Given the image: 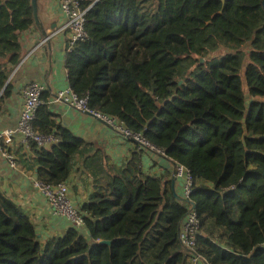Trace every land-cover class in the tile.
Here are the masks:
<instances>
[{"label": "trees", "instance_id": "1", "mask_svg": "<svg viewBox=\"0 0 264 264\" xmlns=\"http://www.w3.org/2000/svg\"><path fill=\"white\" fill-rule=\"evenodd\" d=\"M83 7L88 36L65 57L70 89L186 169L192 191L181 197L170 174H145L136 150L132 166L108 175L79 208L83 233L70 226L43 240L0 189V264H190L196 254L204 264H264V0ZM35 23L32 0H0V60L9 59L0 61V105L23 58L21 35ZM42 99L34 130L57 142L29 147L38 180L58 187L86 142L58 122L50 92ZM191 210L199 219L195 251L180 240Z\"/></svg>", "mask_w": 264, "mask_h": 264}, {"label": "crops", "instance_id": "2", "mask_svg": "<svg viewBox=\"0 0 264 264\" xmlns=\"http://www.w3.org/2000/svg\"><path fill=\"white\" fill-rule=\"evenodd\" d=\"M37 4L39 23L21 35L23 58L9 78L11 93L0 105V134L17 129L23 88L32 82L41 83L51 94L50 108L58 122L86 142L75 158L72 175L66 183L68 195L78 209L100 190L108 175L132 166L130 161L136 150L141 153L140 169L156 177L170 174L172 193L183 197L185 181L175 177L173 164L147 149L140 150L132 139L124 137L94 115L56 100L58 92L70 88L65 68L68 35L60 32L65 17L58 0H38ZM0 61L8 63L9 59ZM7 149L16 159L18 169L0 153V189L29 215L43 240L62 236L69 226L63 224L60 217H55L52 207L33 184V179L37 178L35 155L20 134L13 136Z\"/></svg>", "mask_w": 264, "mask_h": 264}, {"label": "built area", "instance_id": "3", "mask_svg": "<svg viewBox=\"0 0 264 264\" xmlns=\"http://www.w3.org/2000/svg\"><path fill=\"white\" fill-rule=\"evenodd\" d=\"M83 3L84 0H58L60 10L65 17V21L63 26L60 28V32H65L68 35L67 52L71 50L76 45V43L86 39L88 36L85 25L87 12L89 11L90 7L84 8ZM47 90L48 88L41 83L32 82L27 84L22 90L23 104L17 129L8 130L5 133L0 134V153L9 160L13 167H16L17 169L18 166L16 159L8 152L7 149H5V146L12 143L14 135L20 134L24 144L28 148H30L29 144L31 141L40 146L46 147H49L50 145L57 142L53 135H38L33 127V120L36 116V112L39 107L44 104L42 95L43 93L47 92ZM56 100L65 102L78 111H83L94 115L118 131L124 137L139 142L151 153H160L156 147L145 141L140 134H133L130 130H128L118 119L91 111L87 106L88 99L79 97L70 88L58 92ZM175 177L184 179L185 183L183 187V195L185 198H188L192 191V179L190 174L183 167H178L176 168ZM33 184L38 192L46 198L49 205L53 209L55 217H60L63 221V224L69 227H76L79 233H83L85 231L83 217L74 202L70 199L66 184H61L58 187H51L42 183L36 177L33 179ZM198 234V215L195 211L191 210L187 218L182 223L180 240L187 249L195 251ZM190 264L204 263L201 259V256L196 254L191 256Z\"/></svg>", "mask_w": 264, "mask_h": 264}, {"label": "water", "instance_id": "4", "mask_svg": "<svg viewBox=\"0 0 264 264\" xmlns=\"http://www.w3.org/2000/svg\"><path fill=\"white\" fill-rule=\"evenodd\" d=\"M223 2L225 0H222ZM38 0H32V6H33V11H34V19L36 24L39 23V13H38V4H37Z\"/></svg>", "mask_w": 264, "mask_h": 264}, {"label": "rangeland", "instance_id": "5", "mask_svg": "<svg viewBox=\"0 0 264 264\" xmlns=\"http://www.w3.org/2000/svg\"><path fill=\"white\" fill-rule=\"evenodd\" d=\"M211 58H212V56H210L208 59H211ZM245 88H246V84H245ZM247 100L249 102V100H250V97L249 96H247Z\"/></svg>", "mask_w": 264, "mask_h": 264}]
</instances>
